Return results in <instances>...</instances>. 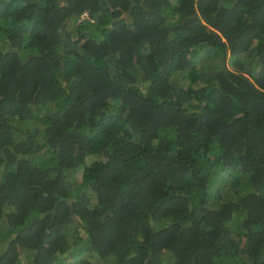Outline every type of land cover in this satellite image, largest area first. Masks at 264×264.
<instances>
[{
	"label": "trees",
	"instance_id": "16d2710c",
	"mask_svg": "<svg viewBox=\"0 0 264 264\" xmlns=\"http://www.w3.org/2000/svg\"><path fill=\"white\" fill-rule=\"evenodd\" d=\"M84 253L264 264V0H0V264Z\"/></svg>",
	"mask_w": 264,
	"mask_h": 264
},
{
	"label": "rangeland",
	"instance_id": "374dc122",
	"mask_svg": "<svg viewBox=\"0 0 264 264\" xmlns=\"http://www.w3.org/2000/svg\"><path fill=\"white\" fill-rule=\"evenodd\" d=\"M86 255L88 257H90L92 260L96 261V258L94 257V255L92 253H84L83 256ZM98 264H100L99 261H96Z\"/></svg>",
	"mask_w": 264,
	"mask_h": 264
},
{
	"label": "clouds",
	"instance_id": "9594fccd",
	"mask_svg": "<svg viewBox=\"0 0 264 264\" xmlns=\"http://www.w3.org/2000/svg\"><path fill=\"white\" fill-rule=\"evenodd\" d=\"M83 16H87V13H86V12H84V13H83Z\"/></svg>",
	"mask_w": 264,
	"mask_h": 264
}]
</instances>
